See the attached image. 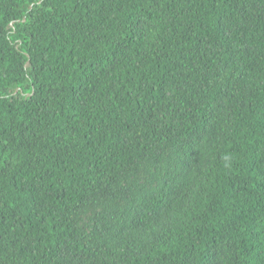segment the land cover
Listing matches in <instances>:
<instances>
[{
    "label": "trees",
    "instance_id": "1",
    "mask_svg": "<svg viewBox=\"0 0 264 264\" xmlns=\"http://www.w3.org/2000/svg\"><path fill=\"white\" fill-rule=\"evenodd\" d=\"M0 264H264V0H0Z\"/></svg>",
    "mask_w": 264,
    "mask_h": 264
},
{
    "label": "water",
    "instance_id": "2",
    "mask_svg": "<svg viewBox=\"0 0 264 264\" xmlns=\"http://www.w3.org/2000/svg\"><path fill=\"white\" fill-rule=\"evenodd\" d=\"M26 65H28V62H26Z\"/></svg>",
    "mask_w": 264,
    "mask_h": 264
}]
</instances>
